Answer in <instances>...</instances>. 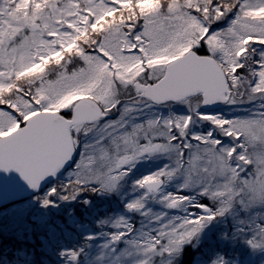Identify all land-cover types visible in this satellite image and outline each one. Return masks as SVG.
<instances>
[{
	"label": "snow or ice",
	"instance_id": "1",
	"mask_svg": "<svg viewBox=\"0 0 264 264\" xmlns=\"http://www.w3.org/2000/svg\"><path fill=\"white\" fill-rule=\"evenodd\" d=\"M0 264H264V0H0Z\"/></svg>",
	"mask_w": 264,
	"mask_h": 264
},
{
	"label": "water",
	"instance_id": "2",
	"mask_svg": "<svg viewBox=\"0 0 264 264\" xmlns=\"http://www.w3.org/2000/svg\"><path fill=\"white\" fill-rule=\"evenodd\" d=\"M3 175H7V176H10V177H13V178L19 180V177L17 176V174L15 172H10L7 174L0 173V176H3Z\"/></svg>",
	"mask_w": 264,
	"mask_h": 264
},
{
	"label": "trees",
	"instance_id": "3",
	"mask_svg": "<svg viewBox=\"0 0 264 264\" xmlns=\"http://www.w3.org/2000/svg\"><path fill=\"white\" fill-rule=\"evenodd\" d=\"M3 240H4L3 234H0V241H3Z\"/></svg>",
	"mask_w": 264,
	"mask_h": 264
}]
</instances>
